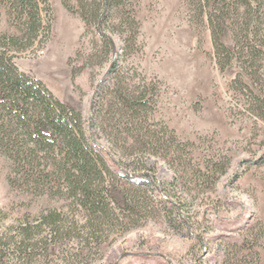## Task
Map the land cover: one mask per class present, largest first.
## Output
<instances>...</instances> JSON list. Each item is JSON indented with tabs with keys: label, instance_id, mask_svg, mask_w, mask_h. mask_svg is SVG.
I'll return each mask as SVG.
<instances>
[{
	"label": "rangeland",
	"instance_id": "obj_1",
	"mask_svg": "<svg viewBox=\"0 0 264 264\" xmlns=\"http://www.w3.org/2000/svg\"><path fill=\"white\" fill-rule=\"evenodd\" d=\"M48 2L49 32L13 63L85 123L93 115L119 167L111 213L91 235L72 196L12 184L0 153V234L51 209L75 234L47 252L4 247L0 264H264V0L256 44L245 0H122L103 35L96 0ZM23 27L0 3V32Z\"/></svg>",
	"mask_w": 264,
	"mask_h": 264
},
{
	"label": "trees",
	"instance_id": "obj_2",
	"mask_svg": "<svg viewBox=\"0 0 264 264\" xmlns=\"http://www.w3.org/2000/svg\"><path fill=\"white\" fill-rule=\"evenodd\" d=\"M121 1L96 0L93 16L99 34L103 33L100 23ZM258 1L245 0V13L249 15L246 34L254 44L261 37L253 27L260 7ZM0 3L8 9L9 16L24 26L17 29L18 33L0 32V153L11 160L15 177L10 182H22L36 194H54V186L46 185H59L60 192L72 196L83 209L90 234L95 235L110 217L106 185L119 167L94 130L93 115L85 123L79 111L58 99L41 80L20 72L13 63L16 53L34 47L42 33L49 32V23L44 24L41 17L42 11L51 10L48 0H0ZM81 17L87 25L84 12ZM207 19L211 20L208 16ZM212 39L218 50L221 45L214 28ZM111 43L110 40V46ZM262 52L264 56V49ZM122 96H119L121 105L134 98ZM10 230L12 233L7 235ZM72 232L66 216L51 209L41 213L34 223L25 221L8 226L0 234V253L4 247L27 252L40 244L47 252L45 243L71 239L75 236Z\"/></svg>",
	"mask_w": 264,
	"mask_h": 264
}]
</instances>
